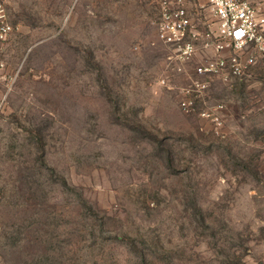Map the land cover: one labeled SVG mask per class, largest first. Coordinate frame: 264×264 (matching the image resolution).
I'll use <instances>...</instances> for the list:
<instances>
[{"label": "rangeland", "instance_id": "1", "mask_svg": "<svg viewBox=\"0 0 264 264\" xmlns=\"http://www.w3.org/2000/svg\"><path fill=\"white\" fill-rule=\"evenodd\" d=\"M7 18L0 264H264L263 68L169 60L159 0H8Z\"/></svg>", "mask_w": 264, "mask_h": 264}, {"label": "built area", "instance_id": "2", "mask_svg": "<svg viewBox=\"0 0 264 264\" xmlns=\"http://www.w3.org/2000/svg\"><path fill=\"white\" fill-rule=\"evenodd\" d=\"M8 0H0V39L13 31L7 18ZM158 40L170 49L169 60L185 64L210 52L195 67L197 75H217L224 81L244 78L252 69H264V0H159ZM182 107L194 109L192 92L200 96L208 86L193 80ZM217 108H221L218 106ZM205 115L219 116L215 111Z\"/></svg>", "mask_w": 264, "mask_h": 264}]
</instances>
